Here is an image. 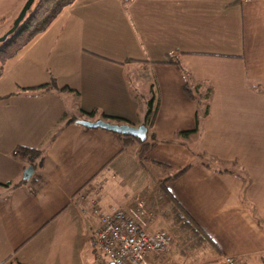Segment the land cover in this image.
<instances>
[{"label": "crops", "instance_id": "crops-1", "mask_svg": "<svg viewBox=\"0 0 264 264\" xmlns=\"http://www.w3.org/2000/svg\"><path fill=\"white\" fill-rule=\"evenodd\" d=\"M170 55L177 63L163 62ZM150 100L153 155L192 164L167 185L220 248L192 264L224 255L264 264V0H74L8 62L0 264H102L93 245L102 214L165 219L140 142L83 124L139 126ZM19 146L40 151L34 179L24 178L34 160ZM174 245L173 257L187 255Z\"/></svg>", "mask_w": 264, "mask_h": 264}, {"label": "trees", "instance_id": "trees-1", "mask_svg": "<svg viewBox=\"0 0 264 264\" xmlns=\"http://www.w3.org/2000/svg\"><path fill=\"white\" fill-rule=\"evenodd\" d=\"M74 0H35L32 6L27 10L29 15L24 19L23 26L21 29L13 34V36L8 39L1 47H0V76L3 74L7 63L11 60L15 59L25 47L29 45V43L35 39L40 33L44 32L51 23L61 14V12L69 6ZM242 2L243 0H238ZM165 63H177L174 59L173 55H170L169 58L165 61ZM49 84H43L41 86H48ZM185 90L188 94H190L194 98H198V94L194 92L193 89L188 87V84L185 85ZM200 94V93H199ZM153 101L149 102V109L146 115L145 123L141 125H145L147 129L153 123L155 118L157 108L152 107ZM205 114L208 113L209 106L205 108ZM112 119H116L119 123L117 124H125L128 123L122 118L118 117H110ZM130 124V123H129ZM140 126V125H139ZM148 132V130H147ZM123 138L126 140H137L140 142V148L138 150L139 160L146 166V159L148 155L152 152L154 147L157 145V141H149L140 140L138 137L130 135V134H121ZM15 154L20 156H26L31 160L33 166H36L35 162L36 158L40 156L39 149L19 146L15 149ZM158 164L164 163L155 161ZM192 164L185 165L180 168L172 177L165 178L161 181L162 187L156 190L159 192L163 191L164 188L168 192H161L160 198L164 199L166 202V206L163 207V216L166 220H168V225L173 230V235L176 236V241L180 251L182 253H188V250L191 248H203V249H216L219 251L220 248L214 241V239L206 232L203 226L192 216V214L183 206V204L171 193L169 189H167V184L172 178H178L182 174H184L187 170L190 169ZM35 173L32 175L31 179H34ZM42 185H44V180L40 183V185L33 189V192H37ZM162 206V205H161ZM201 264H221L218 261H206Z\"/></svg>", "mask_w": 264, "mask_h": 264}, {"label": "built area", "instance_id": "built-area-1", "mask_svg": "<svg viewBox=\"0 0 264 264\" xmlns=\"http://www.w3.org/2000/svg\"><path fill=\"white\" fill-rule=\"evenodd\" d=\"M143 204L139 203L140 211H144ZM153 220L154 216L140 223L123 209L102 214L93 235V245L104 255L102 264H161L175 238L166 228L152 230ZM220 263L241 264L233 255H224Z\"/></svg>", "mask_w": 264, "mask_h": 264}, {"label": "rangeland", "instance_id": "rangeland-1", "mask_svg": "<svg viewBox=\"0 0 264 264\" xmlns=\"http://www.w3.org/2000/svg\"><path fill=\"white\" fill-rule=\"evenodd\" d=\"M29 0H0V47L8 40L10 39L13 34L17 33L21 27L23 26L24 19L29 15V12L26 10L24 12L27 3ZM24 13V14H23ZM23 14V17L20 19L21 15ZM203 99L206 101V99H209V97H206V95L203 94ZM93 118V117H92ZM183 135V134H181ZM199 135H197V139L193 140L191 139L189 142L191 144L192 149H196L197 143H198ZM152 141H157L152 139ZM163 157H159L158 154L153 155L151 152L147 159H146V166L150 170L154 185L157 189H160L162 187L161 181L164 180L165 178L172 177L178 170V167L173 166L170 162L163 160ZM155 161L164 163L163 164H158ZM205 160H209V157H205ZM29 167V166H28ZM167 189L171 190L170 186L167 185ZM161 192H168L167 190L161 191ZM160 192V193H161ZM162 194V193H161ZM155 197H153L154 199ZM160 204L162 205V210L163 207L166 206L165 200L162 198L159 199ZM149 208V207H148ZM154 214H158L157 210H153ZM159 218L156 220V223L151 226V229H159V228H166L167 230L173 232L171 225L167 224L166 220L163 219V217L158 214L157 215ZM169 223V222H168ZM175 241H176V236H174ZM175 244V242H174ZM173 244V245H174ZM172 245V246H173ZM208 252H211V255L208 254ZM173 253H177V248L174 245L170 251L165 253L164 255H172V259L174 262H178L177 264H192V262H195L196 260H204L206 258H209V256L218 255L219 251L216 249L208 248V249H203V248H191L188 250V253H186V256L183 257H173ZM167 260H169L168 257H166ZM170 261V260H169ZM180 261V262H179ZM168 264H172L171 261Z\"/></svg>", "mask_w": 264, "mask_h": 264}, {"label": "water", "instance_id": "water-1", "mask_svg": "<svg viewBox=\"0 0 264 264\" xmlns=\"http://www.w3.org/2000/svg\"><path fill=\"white\" fill-rule=\"evenodd\" d=\"M34 1L35 0H29V2L26 5L24 12H26V10H28L32 6ZM23 14L21 15L20 19L23 17ZM83 124L91 126V127L106 128V129L113 130V131L121 133V134H130V135L138 137L142 141L146 140V138H147V130L148 129L145 125L135 126V125H131L129 123L116 124V123H111V122L104 121V120H98L95 122L84 121ZM34 170H35L34 166L30 165L24 172V178L29 179L32 176ZM111 264H113V263H111Z\"/></svg>", "mask_w": 264, "mask_h": 264}]
</instances>
